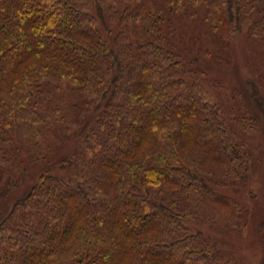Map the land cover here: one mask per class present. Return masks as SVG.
Wrapping results in <instances>:
<instances>
[{"label":"trees","instance_id":"obj_1","mask_svg":"<svg viewBox=\"0 0 264 264\" xmlns=\"http://www.w3.org/2000/svg\"><path fill=\"white\" fill-rule=\"evenodd\" d=\"M200 3L226 45L247 21L264 33V0H0V201L39 163L59 97L82 98L75 150L0 209V264H227L204 228L246 225L219 189L256 161L169 17Z\"/></svg>","mask_w":264,"mask_h":264},{"label":"rangeland","instance_id":"obj_2","mask_svg":"<svg viewBox=\"0 0 264 264\" xmlns=\"http://www.w3.org/2000/svg\"><path fill=\"white\" fill-rule=\"evenodd\" d=\"M205 11V5L200 3L169 17L187 42L186 56L191 60L200 58L198 64L204 72L198 77L200 83L219 106L225 123L239 134L256 163L237 187L219 189L240 204L246 225L227 235L212 229L204 230L218 244L227 264H264V94L262 87L256 93L252 85L264 80V33L249 35L250 21H247L243 31L236 32L226 45L210 33L204 21ZM135 30L130 22L127 31L132 37ZM69 89L67 87L59 97L62 120L56 131L46 134L39 163H29L24 172L26 182L6 200L0 201L1 210H10L37 181L46 165L60 162L77 147L79 138L74 132L81 125L76 124L74 106L81 103L82 98L78 92ZM238 118L241 124L237 122ZM67 135L71 137L67 138Z\"/></svg>","mask_w":264,"mask_h":264}]
</instances>
